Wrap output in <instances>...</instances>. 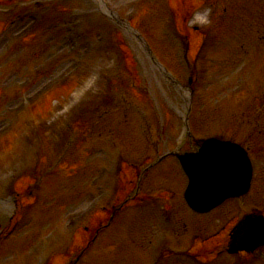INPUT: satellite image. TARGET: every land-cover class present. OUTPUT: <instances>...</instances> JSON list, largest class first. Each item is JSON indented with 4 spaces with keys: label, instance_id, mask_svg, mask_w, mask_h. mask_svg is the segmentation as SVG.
Instances as JSON below:
<instances>
[{
    "label": "rangeland",
    "instance_id": "374dc122",
    "mask_svg": "<svg viewBox=\"0 0 264 264\" xmlns=\"http://www.w3.org/2000/svg\"><path fill=\"white\" fill-rule=\"evenodd\" d=\"M5 3H0V88L4 91L0 93V134L4 133L6 126L16 121V117L9 114L8 111H14L19 104L25 100L26 97L31 95L32 88L40 86L46 79H48L52 74L63 71L70 65L68 58L64 57V47L66 43L65 37L68 39V33L75 31L77 27L88 28L92 26L79 25L80 22L89 21L87 18L77 19L71 21V13H65L58 11L57 6L63 5V2H58L57 0H2ZM6 1H10L7 3ZM47 1V2H46ZM64 1V0H63ZM79 0H65L68 6L76 9L78 12V2ZM143 1V0H142ZM141 0H110V3L121 13H132L138 11L136 17V22L138 26L144 31L146 38L151 43L156 54L161 58V60L175 72L179 78L184 79L183 68L180 67L177 60V55L175 50L167 44L162 38V30L164 29L167 21H169V16L166 18L159 17V12L146 22L143 20V15L150 13L152 4H143ZM202 1V0H201ZM141 5V6H140ZM84 7L81 8V14H86L85 17L91 16V19L96 20L97 12L85 10L82 11ZM40 12L43 17L41 20L44 21L43 27H41V35L39 36L44 47L36 48L32 47L35 43L31 42L29 44L20 43L17 39L19 33L30 26L32 18V13ZM80 13V12H79ZM98 14V13H97ZM240 14L235 12V18L239 17ZM264 18L263 16H258L251 14L249 18ZM101 27L105 26L104 21L99 20ZM104 37H107V32H102ZM225 34V33H222ZM234 37L239 38L236 34ZM172 39L177 41L174 34H171ZM90 39L94 40L95 43H99L102 40L97 37V33H89ZM231 36H219L222 39H229ZM249 37L247 39H240V42L231 39L227 48L234 44L233 48L239 43V47L235 51V55L227 56L225 51L220 48L219 51L214 53L215 56H220V59L226 61L222 67L219 69L221 73L217 72L211 74L213 69L207 64L206 67L210 71L206 70L204 75L200 77L202 87L204 92L201 91V96L198 99L197 110L194 114H197L194 119V125L199 121L200 133L203 135H224L229 138H235L234 136L242 134L244 131H237L234 129H228V126L223 124L219 114L216 112V108L223 101L235 100L237 97L231 94L239 82H247L250 84V92L245 96L246 100H252V87L263 99L260 102L262 105L264 103V73L261 74L258 70L259 64H264V53H256L255 49H252L251 43L253 38ZM20 39V38H19ZM197 44V43H196ZM246 45L250 49V54L244 57L242 51L238 52V49ZM68 42L66 49L69 51ZM135 56L137 57L138 65L134 68L136 72L137 81L141 83L144 90L147 92L146 96H139V91L131 92L133 96L132 101L137 105L146 109V111L151 112V134L156 141L160 143L159 153L163 154L166 149L174 148L178 146L177 137H180L178 133L179 122L176 118L177 111L183 115L185 110L184 101L178 97L174 89L171 88L162 77L151 67L146 56L143 54L142 50L136 44L131 45ZM30 49H36L32 52ZM39 49H44V52H39ZM139 49V50H138ZM196 50V45H193V51ZM259 48V52L262 51ZM258 51V49H257ZM101 54H106V48L100 47ZM56 54V55H55ZM25 55V56H24ZM59 55V56H57ZM178 52V58H179ZM95 56L99 57L98 54ZM236 56L233 60L232 57ZM239 60L244 65H249L242 60H246L251 63L252 67L249 66L245 70L249 69V74L244 76V70L238 72V68L235 66V61ZM14 62V64H13ZM14 65V66H13ZM38 69V66H40ZM169 67V68H170ZM35 69V70H34ZM200 72H205L201 70ZM257 73H260L257 76ZM134 76V74H132ZM208 76L216 77V81L210 82L208 88L206 87V82ZM209 78V77H208ZM50 81V80H49ZM119 87H122L121 85ZM256 87V88H255ZM123 88V87H122ZM141 89V87H139ZM245 100V101H246ZM255 102V101H254ZM28 104L25 100L24 104ZM202 104L206 109L199 113L202 108ZM252 101L248 103L249 106ZM264 108L260 111L259 115L255 112V109H235L233 111L225 110V116L228 120H231L228 115L231 116L234 121L237 116L247 113L251 120L256 118L264 121ZM174 112V114L172 113ZM211 112V113H209ZM119 121L123 117L122 111L118 112ZM226 117L224 118L226 120ZM257 121V120H255ZM18 129L16 134H19L25 125L22 120L17 121ZM259 125V123H258ZM255 124H252V129ZM260 126V125H259ZM195 128V127H194ZM124 130H128L125 133ZM146 132L147 128L145 125L137 124V120L131 117V123L129 122L126 129H121V136L125 137L126 147L128 148L129 154L125 155V159L129 162L139 163L141 156L145 150V144L143 143V134ZM222 132V133H221ZM122 133H125L126 136ZM119 135V134H118ZM117 135V137H118ZM117 137L115 139H117ZM14 142L13 137H8L0 141V166L7 163L8 160L5 157L6 152L11 148ZM99 143V142H98ZM15 144V143H14ZM95 142L89 145V148L82 147L80 150L85 155V159L81 162V168L77 171L78 177H74L71 180H48L49 189L46 191H36L35 197L26 202L22 211L23 222H28L29 227L23 225L19 227L18 233L13 235L7 241V246H4L0 252H5L7 256L2 257L0 254V264H37L39 259L44 255V257L53 258L52 264H67V258L55 257L56 253L63 255L66 246L72 243L74 247H81L86 244V238L82 235H78L75 242H71L70 234L67 233L69 219L73 218L75 215V209L84 207L90 199H88V189L86 188L87 183L93 177L98 176V172L101 169V163L98 159L97 144ZM104 146V145H103ZM126 147L123 148L124 151ZM181 149L187 150L189 145L186 141H183L180 146ZM153 149V147H151ZM42 157L45 159L44 163L38 165V169L43 172L47 171V166L49 164V157L55 159L57 154L55 150L51 147H45L42 149ZM156 158V157H155ZM162 169H168L172 165L171 161H166ZM1 170V169H0ZM3 170V168H2ZM1 170V171H2ZM0 171V173H1ZM167 173V179L175 178V175ZM261 171L259 172V174ZM152 175H155L152 173ZM63 177V176H62ZM86 177V178H85ZM67 179V178H66ZM87 182V183H86ZM52 183V184H51ZM86 184V185H85ZM174 185V184H173ZM22 189L24 187L22 186ZM5 193L0 188V194ZM65 201V202H64ZM59 202H61L59 204ZM12 205V204H11ZM10 206V205H9ZM8 214H11V210L5 208V206L0 205V226L4 227L8 224ZM88 221L86 218L82 219L80 222L81 228L86 226ZM80 228V229H81ZM82 230V229H81ZM80 230V231H81ZM56 236V237H55ZM58 238V239H57ZM62 240V241H61ZM48 241H61L57 242L54 247ZM110 241H98L94 249L89 253L94 255V257H102L108 249ZM28 252L29 258H26V253ZM11 255V256H9ZM128 259L126 256H117L114 261H108L104 264H122L124 260ZM139 259V256L137 257ZM69 262V260H68ZM90 262V260L88 261ZM40 263V262H39ZM38 263V264H39ZM83 264L87 263V256ZM142 264H147L146 259L143 260Z\"/></svg>",
    "mask_w": 264,
    "mask_h": 264
},
{
    "label": "water",
    "instance_id": "95a60500",
    "mask_svg": "<svg viewBox=\"0 0 264 264\" xmlns=\"http://www.w3.org/2000/svg\"><path fill=\"white\" fill-rule=\"evenodd\" d=\"M235 153L236 152L234 151L233 153H230V158L213 157L208 154H204L203 156L199 155L196 157L197 164H194V166L201 173H206V171L203 169L205 164L206 168L211 167L212 164L209 161L210 158H213L216 161V166L218 168H224L227 171L222 176H208L203 182H201L200 185L203 189L201 192V198L199 199L200 202L206 203L208 206H210L209 204L218 201L217 198L219 196L227 195L233 192L235 194V192H239L242 189L244 176L242 175L241 164L239 163V159H237V154ZM225 155L227 154H224V156ZM234 171L239 174L235 173ZM195 187L198 188L199 185L196 184Z\"/></svg>",
    "mask_w": 264,
    "mask_h": 264
}]
</instances>
